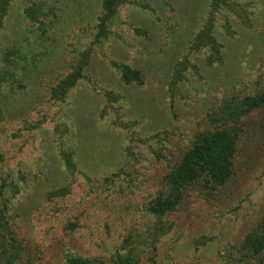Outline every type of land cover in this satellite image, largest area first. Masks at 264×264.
Listing matches in <instances>:
<instances>
[{"label":"rangeland","instance_id":"1","mask_svg":"<svg viewBox=\"0 0 264 264\" xmlns=\"http://www.w3.org/2000/svg\"><path fill=\"white\" fill-rule=\"evenodd\" d=\"M106 1L0 3V206L15 264H264L241 248L264 216V108L236 123L224 186L198 182L176 211H147L210 117L264 92V0H114L108 13ZM124 67L142 83H124Z\"/></svg>","mask_w":264,"mask_h":264},{"label":"trees","instance_id":"2","mask_svg":"<svg viewBox=\"0 0 264 264\" xmlns=\"http://www.w3.org/2000/svg\"><path fill=\"white\" fill-rule=\"evenodd\" d=\"M5 4L6 0H0ZM114 7V0H107L105 11L110 12ZM211 47H215V44ZM81 73L75 71L60 85L58 96H63L81 78ZM122 80L126 84L131 82L141 84L139 71L123 68ZM59 98V97H57ZM264 108V92L248 96L239 102L229 100L224 103L218 113L210 117L214 128L212 131L198 133L192 147L182 156L179 163L165 176L160 189L147 211L161 218L176 211L183 202L186 190L200 182L204 188L214 190L222 187L233 175V160L239 129L236 123L240 117L246 116L254 110ZM235 127L228 128L227 123ZM215 123H217L215 125ZM6 206H0V264H15L19 251L13 237V231L6 220ZM165 230L164 226H161ZM242 250L250 255H259L264 251V216L258 227L243 240ZM115 264H137L129 256H117ZM66 264H92L80 257L69 258Z\"/></svg>","mask_w":264,"mask_h":264}]
</instances>
